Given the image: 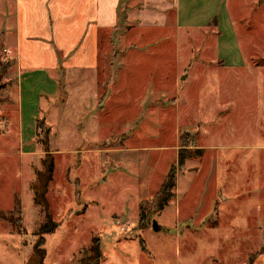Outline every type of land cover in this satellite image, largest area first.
Here are the masks:
<instances>
[{"label": "rangeland", "instance_id": "obj_1", "mask_svg": "<svg viewBox=\"0 0 264 264\" xmlns=\"http://www.w3.org/2000/svg\"><path fill=\"white\" fill-rule=\"evenodd\" d=\"M226 5L235 35L221 40L142 32L122 14L101 35L99 69L87 76L97 83L61 70L59 93L35 105L33 91L19 99V71L0 36V264H27L37 240L44 211L32 183L46 134L55 157L47 195L60 223L45 235L46 264H78L96 239L101 264H255L264 250V0ZM221 41L236 42L247 65L211 62ZM184 133L191 155L176 194L155 212L149 203Z\"/></svg>", "mask_w": 264, "mask_h": 264}, {"label": "crops", "instance_id": "obj_2", "mask_svg": "<svg viewBox=\"0 0 264 264\" xmlns=\"http://www.w3.org/2000/svg\"><path fill=\"white\" fill-rule=\"evenodd\" d=\"M122 14L129 24L138 22L142 32L171 28L185 38L198 30L214 33L220 40L224 32L235 33L226 0H0V36L19 71V99L25 102V91L35 93L34 105L42 96L55 97L61 70L79 75L87 85V76L99 69L101 35L114 29ZM228 46L221 41L219 55L211 62L223 60V68L246 66L236 42ZM187 48L183 52L190 66L194 58ZM195 59L198 65L206 61L205 56ZM187 77L189 73L180 72L178 78ZM89 82L96 84L97 79ZM255 264H264V250Z\"/></svg>", "mask_w": 264, "mask_h": 264}, {"label": "trees", "instance_id": "obj_3", "mask_svg": "<svg viewBox=\"0 0 264 264\" xmlns=\"http://www.w3.org/2000/svg\"><path fill=\"white\" fill-rule=\"evenodd\" d=\"M123 19H125L124 16ZM1 64L2 63H0V66ZM185 136L186 133L181 135L182 145L178 152L177 162L171 165L159 191L149 203L150 207H152L155 212L163 210L176 194L175 191L177 187L178 169H181L186 164L187 159L191 155L190 150L187 148V144L184 141ZM43 145L45 154L42 158V168L37 171L36 179L32 183V189L34 191L35 202L39 204L44 211V220L39 224V227L35 233L38 237L33 245L32 253L27 264H46L45 258L47 255V250L45 248V235L55 232L60 224L54 219L52 215L47 195L55 170V157L49 149L47 134L45 136ZM15 208L18 209L19 213H21V202L18 200V198L15 199ZM101 259L102 251L100 248V243L96 239V241L90 246L88 253L79 258L78 264H101ZM253 259L254 256H251L250 263L254 262Z\"/></svg>", "mask_w": 264, "mask_h": 264}, {"label": "water", "instance_id": "obj_4", "mask_svg": "<svg viewBox=\"0 0 264 264\" xmlns=\"http://www.w3.org/2000/svg\"><path fill=\"white\" fill-rule=\"evenodd\" d=\"M184 78V77H183ZM152 227L155 229V230H159L161 228V226L159 225V223L154 219L153 222H152Z\"/></svg>", "mask_w": 264, "mask_h": 264}]
</instances>
